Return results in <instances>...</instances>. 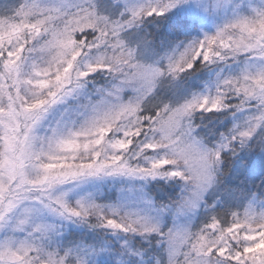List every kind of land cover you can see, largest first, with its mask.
Here are the masks:
<instances>
[{
    "label": "snow or ice",
    "instance_id": "6c2138e0",
    "mask_svg": "<svg viewBox=\"0 0 264 264\" xmlns=\"http://www.w3.org/2000/svg\"><path fill=\"white\" fill-rule=\"evenodd\" d=\"M185 2L24 0L0 13V264H264V191H247L243 180L221 188L226 160L264 183V3L215 0L232 15L213 33L179 41L164 63L138 60L149 37L122 34ZM221 63L238 69L217 73L214 88L175 102L156 96L165 79ZM101 71L110 86L89 94L88 78ZM221 112L233 123L217 135L203 122ZM107 180L121 182L120 195L101 203L87 186ZM152 181L179 182L181 191L158 201ZM216 192L244 204L193 228ZM68 223L123 240L54 247ZM153 238L163 247L150 255Z\"/></svg>",
    "mask_w": 264,
    "mask_h": 264
},
{
    "label": "trees",
    "instance_id": "16d2710c",
    "mask_svg": "<svg viewBox=\"0 0 264 264\" xmlns=\"http://www.w3.org/2000/svg\"><path fill=\"white\" fill-rule=\"evenodd\" d=\"M23 0H0V13H10V11L18 7ZM112 0H95V3L101 8L105 3H110ZM121 5V4H120ZM123 6L121 5V8ZM175 9H170L162 17H146L143 23H141L137 28L130 29L129 32L123 33L122 36L125 37L126 42H129V33L135 32L140 36H148L151 44L150 49L145 51L143 48H137L136 55L137 59L145 63H164L162 57L166 52L170 51L179 41H187L194 38H199V32H195L194 27L191 25L190 19L187 17L186 13L188 11L181 10L177 11ZM226 18L224 17V20ZM220 23H217L218 25ZM215 25V27H216ZM215 29L210 30V34L213 33ZM135 39V37H132ZM230 65H224L223 63L218 65H209L208 67H200L199 71L193 72L188 75L185 74L182 79L176 81L174 84L170 83L169 80L165 79L158 86L156 90V96L162 98L165 101L175 102L177 100H182L184 97H188L193 92L205 91L209 87L215 86V81L217 79V70L220 71V75H227L232 72ZM96 80L93 83V87L101 86L108 87L109 85L105 83L104 78H109L107 73L101 71L95 73ZM88 84L87 86H89ZM200 114L197 113L196 123H201L199 119ZM213 117H215L213 119ZM208 125V128L212 129L217 135L220 132L226 131L231 127L233 123V118L229 112L221 113H208L205 115L204 122ZM198 131L207 133V128H200ZM215 136H210L209 139H215ZM244 153H240L243 156ZM236 161L233 160L231 163L226 160L222 167L226 170V175L223 177V184L221 188L235 186L243 180V187L247 191H264V183H262L261 178L258 175H247L240 177L237 175ZM147 190L154 194V197L158 201L167 202L169 199H175L178 197L181 191V185L179 182L175 181H152L147 186ZM75 192V191H74ZM74 196L70 197L72 199L78 198L80 192H75ZM98 190H94L97 200L101 203H112L115 201V193L113 190L105 192L101 195H96ZM217 197L220 199L217 200ZM207 203L210 208L201 209L192 222V227L196 228L201 226L207 221L209 215L215 211L219 212L223 208H238L242 207L244 204L243 200L235 201L230 199L226 194L222 192L212 193L207 197ZM259 206V205H258ZM189 219V218H188ZM170 221L164 225L165 228L170 226ZM117 239L123 240V235L119 237L116 235L105 236L104 231L100 229H89L83 226L72 225L65 234L59 239L58 247H70L74 244L79 243L82 247H86L89 244H99L104 240L116 241ZM139 239V238H137ZM144 247H148L147 242H143ZM163 246H158L153 238V243L149 249L151 254H159L162 251ZM118 259V258H117ZM97 264H113V261L108 257L98 258Z\"/></svg>",
    "mask_w": 264,
    "mask_h": 264
},
{
    "label": "rangeland",
    "instance_id": "374dc122",
    "mask_svg": "<svg viewBox=\"0 0 264 264\" xmlns=\"http://www.w3.org/2000/svg\"><path fill=\"white\" fill-rule=\"evenodd\" d=\"M40 4L42 6L46 7H60V6H65V5H71V4H76L79 3V0H39ZM130 3H144L145 0H129ZM246 2H250L252 6L258 7L262 3H264V0H246ZM24 3V0L22 1ZM21 3V4H22ZM95 3V0H94ZM214 3L215 0H187L185 3H180L178 4L175 8H177V11L185 10L188 11L189 14L192 17L197 16V22L198 25H207L208 29L205 32H201V35L199 38H202L204 33H209L210 30L215 29V25L217 23H223L224 22V17L229 18L232 15V8L231 6L227 8H220V9H215L214 8ZM20 4V5H21ZM120 4L124 6V0H120ZM172 8V9H175ZM146 18V17H145ZM198 38V37H197ZM232 72H235L238 69L237 64H231ZM220 69L218 70V73H220ZM96 75L93 74L90 76L89 79V86H87V90L89 94H94L97 88H100L101 86H95L93 89L92 87L94 86L92 82H95ZM105 83H107L110 86V81L111 77L109 78H104L103 79ZM209 88H214V87H209ZM208 88V89H209ZM206 89L205 91H207ZM205 91H200L205 92ZM168 182V181H167ZM180 184V183H179ZM122 184L119 180L113 181V180H107L104 182H97L94 184H91L87 186V191L92 192L94 190H98L96 195H101L105 192V190L111 191L113 190L115 193V200L117 197L120 195V188ZM75 192H80L79 189L75 190ZM74 192V193H75ZM74 196V194H72ZM71 196V197H72ZM49 220H54V218H49ZM188 220V218H180L178 221L179 223H185ZM58 223V221H56ZM72 225L68 223L65 227L61 228L59 230V234L55 237V242L53 243L54 247L59 246V239L63 234L66 233V231L70 228L71 229Z\"/></svg>",
    "mask_w": 264,
    "mask_h": 264
}]
</instances>
